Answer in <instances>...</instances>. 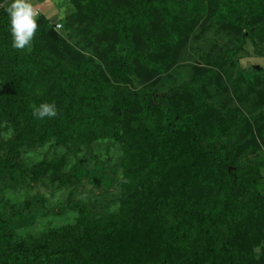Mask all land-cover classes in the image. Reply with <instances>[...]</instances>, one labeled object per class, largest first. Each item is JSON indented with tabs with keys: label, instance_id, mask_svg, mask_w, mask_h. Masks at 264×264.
I'll return each instance as SVG.
<instances>
[{
	"label": "trees",
	"instance_id": "1",
	"mask_svg": "<svg viewBox=\"0 0 264 264\" xmlns=\"http://www.w3.org/2000/svg\"><path fill=\"white\" fill-rule=\"evenodd\" d=\"M71 1L72 15L55 24L39 15L31 48L16 50L0 0V188L28 180L68 191L76 215L69 226L20 236L44 197L3 204L0 264H239L240 238L263 231L262 185L249 177L262 166L243 162L228 139L249 129L264 152V94L247 99L248 118L209 101L211 69L163 94L132 88V78L167 75L174 48L216 20L241 31L218 61L255 85L264 69L241 70L238 59L249 44L264 53V0H215L210 11L194 0ZM87 39L100 47L103 79L79 50ZM45 102L58 115L39 120L33 111ZM105 138L123 146L120 213L98 217L75 201L87 179L112 187L106 169L90 175L82 160L67 169L64 156L26 168L21 158V149L49 142L79 148Z\"/></svg>",
	"mask_w": 264,
	"mask_h": 264
},
{
	"label": "rangeland",
	"instance_id": "2",
	"mask_svg": "<svg viewBox=\"0 0 264 264\" xmlns=\"http://www.w3.org/2000/svg\"><path fill=\"white\" fill-rule=\"evenodd\" d=\"M47 1L44 3L45 5L52 4L49 18H47L52 23L53 21L59 23L60 20L69 17L74 12L71 0ZM194 1L198 5L206 4L209 11L214 10L217 5H221L219 2L216 4L215 0ZM214 22H206L203 32L192 39L182 41L178 47L174 48L178 49L175 53L173 67L167 75L151 77L146 74L142 78L133 77L132 88L138 91L154 89L159 94H163L174 86L194 79L196 75H200L201 70L211 69L217 75L205 82L209 101L219 110H237L248 118L253 116L254 113L249 109L246 101L259 94H264V76L258 79L259 81L255 85L247 84L243 80L235 81V69L230 68L228 62L222 63V65L218 59H221L222 53L233 44L241 31L239 26L233 23L223 25L220 21L216 22L215 20ZM91 40L87 39L85 43L80 42L82 46L79 50L83 57L91 59L90 61L93 60L92 62L97 68L101 66L96 60V54L99 53L100 47L93 44ZM69 43H76V40L70 39ZM251 46L249 44L247 47L248 55L238 59L240 69L248 72L256 68L264 69V53L261 54L259 50L256 51ZM218 62L221 64V68L217 67ZM103 67L105 66H101L102 79L103 76L107 77ZM48 87L49 83L47 82L40 89L47 91ZM250 134L249 129L243 132L239 131L234 133L228 141L231 148L236 150L235 154L243 156L240 158L243 162L258 163L262 166L259 174L251 173L249 177H258V181L262 185L259 189L264 193V152L259 149L258 141L255 138L252 139ZM61 156L66 158L65 167L67 169L76 165L80 160L84 162L90 175L93 173L98 175L102 169H106L113 183L112 187L107 189L105 186L94 188L88 179L83 181L75 190L77 203L87 205L98 217L121 212L119 199L126 169L122 166L123 146L120 141L113 138L99 139L79 148L71 145L68 147L58 146L54 142H49L36 149H21V158L26 168L44 160L52 161ZM36 194L42 195L45 199L43 209L35 214L36 219L31 228L17 231L20 236L37 235L47 229H59L74 223L76 215L66 205L68 191H56L44 183L32 184L28 180H24L18 185L0 188V207L5 203L19 205ZM239 244V264H264V226L263 231L250 232L247 233L246 238H240Z\"/></svg>",
	"mask_w": 264,
	"mask_h": 264
},
{
	"label": "clouds",
	"instance_id": "3",
	"mask_svg": "<svg viewBox=\"0 0 264 264\" xmlns=\"http://www.w3.org/2000/svg\"><path fill=\"white\" fill-rule=\"evenodd\" d=\"M4 11L8 19L11 46L16 50L31 48L37 32L39 13L31 0H3ZM55 24V21H53ZM62 27V25H56ZM58 115L55 104L41 103L34 108L33 116L39 120L53 119Z\"/></svg>",
	"mask_w": 264,
	"mask_h": 264
},
{
	"label": "crops",
	"instance_id": "4",
	"mask_svg": "<svg viewBox=\"0 0 264 264\" xmlns=\"http://www.w3.org/2000/svg\"><path fill=\"white\" fill-rule=\"evenodd\" d=\"M47 2V0H31V3L33 4L37 12L41 13V15H44L46 18H49V13L51 11L50 8H52V4L49 3L50 5H45L44 3Z\"/></svg>",
	"mask_w": 264,
	"mask_h": 264
},
{
	"label": "built area",
	"instance_id": "5",
	"mask_svg": "<svg viewBox=\"0 0 264 264\" xmlns=\"http://www.w3.org/2000/svg\"><path fill=\"white\" fill-rule=\"evenodd\" d=\"M58 25H60V24H58ZM60 29H61V27H57V26H56V30H60Z\"/></svg>",
	"mask_w": 264,
	"mask_h": 264
},
{
	"label": "water",
	"instance_id": "6",
	"mask_svg": "<svg viewBox=\"0 0 264 264\" xmlns=\"http://www.w3.org/2000/svg\"><path fill=\"white\" fill-rule=\"evenodd\" d=\"M1 7H3V4L1 5ZM256 70H259V68H256Z\"/></svg>",
	"mask_w": 264,
	"mask_h": 264
}]
</instances>
